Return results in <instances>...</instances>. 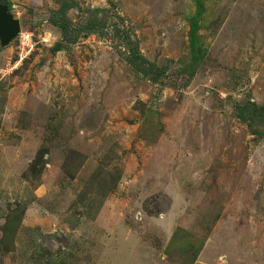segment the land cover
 I'll return each instance as SVG.
<instances>
[{"label": "rangeland", "instance_id": "obj_1", "mask_svg": "<svg viewBox=\"0 0 264 264\" xmlns=\"http://www.w3.org/2000/svg\"><path fill=\"white\" fill-rule=\"evenodd\" d=\"M8 1L0 264H264V0ZM95 10L101 32L52 50L53 15Z\"/></svg>", "mask_w": 264, "mask_h": 264}, {"label": "trees", "instance_id": "obj_2", "mask_svg": "<svg viewBox=\"0 0 264 264\" xmlns=\"http://www.w3.org/2000/svg\"><path fill=\"white\" fill-rule=\"evenodd\" d=\"M0 2L7 4L8 10L10 9V2L8 0H0ZM68 9V6H66L65 2H62V5L60 7V13L64 15ZM97 11H93L90 16L85 19L84 22L78 23L77 25H73L70 21H68L65 16H61L62 18L53 15L50 18V22L58 27L61 31V40L56 42L52 50L58 51L63 49L67 46V44L75 43L80 37L87 36L90 33H99L100 30L104 28L105 25V17L104 16H97ZM94 15V16H93ZM198 16L199 11L195 13L190 19H189V47H190V58L193 64H199V62L202 59V45L201 40L197 34L198 30ZM129 61L135 66V68L144 76H147L151 73L152 70L155 71V75L153 80H158L159 75L163 72V69H160L156 67L152 62L148 61L145 56H143L140 51L137 48L131 49ZM256 108V107H255ZM257 114V110L254 109L252 114L250 115L249 120L251 122L252 118H255V115ZM241 116V115H240ZM244 118V117H243ZM246 120V118H245ZM248 122V121H247ZM250 122H248L250 124ZM262 134L261 132L259 133ZM67 176L72 178L74 174H71L69 171H66ZM108 175L110 177H108ZM112 174L105 172L98 176V182L97 187L100 190V194L107 195L109 192L113 189L114 186L110 185V181L112 179ZM97 177V175H96ZM110 178V179H109ZM19 220V218H17ZM13 225L12 220H9V224ZM199 248L195 251V255H193L191 262L195 259V256L199 252Z\"/></svg>", "mask_w": 264, "mask_h": 264}, {"label": "water", "instance_id": "obj_3", "mask_svg": "<svg viewBox=\"0 0 264 264\" xmlns=\"http://www.w3.org/2000/svg\"><path fill=\"white\" fill-rule=\"evenodd\" d=\"M20 32V21L9 12L8 6L0 2V47H7Z\"/></svg>", "mask_w": 264, "mask_h": 264}, {"label": "built area", "instance_id": "obj_4", "mask_svg": "<svg viewBox=\"0 0 264 264\" xmlns=\"http://www.w3.org/2000/svg\"><path fill=\"white\" fill-rule=\"evenodd\" d=\"M29 36H30V35L28 34V35H25L24 37H27V40H28V39H29ZM19 37H22V38L19 39L20 41H23V40H24V38H23V36L21 35V33L19 34ZM26 44L29 45V42L26 41Z\"/></svg>", "mask_w": 264, "mask_h": 264}, {"label": "clouds", "instance_id": "obj_5", "mask_svg": "<svg viewBox=\"0 0 264 264\" xmlns=\"http://www.w3.org/2000/svg\"><path fill=\"white\" fill-rule=\"evenodd\" d=\"M9 12H10V11H9ZM10 13H11V12H10ZM14 18H15V17H14ZM19 34H20V32H19ZM19 34H18V35H19Z\"/></svg>", "mask_w": 264, "mask_h": 264}]
</instances>
